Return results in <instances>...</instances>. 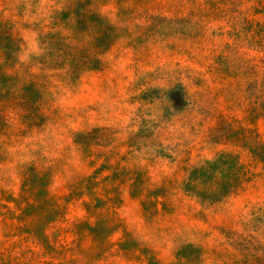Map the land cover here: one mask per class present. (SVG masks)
I'll use <instances>...</instances> for the list:
<instances>
[{"label": "rangeland", "instance_id": "rangeland-1", "mask_svg": "<svg viewBox=\"0 0 264 264\" xmlns=\"http://www.w3.org/2000/svg\"><path fill=\"white\" fill-rule=\"evenodd\" d=\"M0 264H264V0H0Z\"/></svg>", "mask_w": 264, "mask_h": 264}]
</instances>
